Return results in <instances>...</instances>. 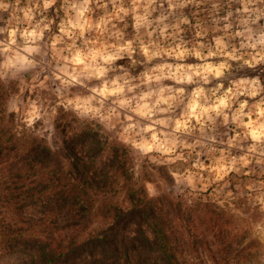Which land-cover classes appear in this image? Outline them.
Wrapping results in <instances>:
<instances>
[{
  "label": "clouds",
  "instance_id": "clouds-1",
  "mask_svg": "<svg viewBox=\"0 0 264 264\" xmlns=\"http://www.w3.org/2000/svg\"><path fill=\"white\" fill-rule=\"evenodd\" d=\"M77 157L107 181L86 226L50 186L32 233L13 193ZM117 229L143 247H87ZM0 264H264V0H0Z\"/></svg>",
  "mask_w": 264,
  "mask_h": 264
},
{
  "label": "trees",
  "instance_id": "trees-1",
  "mask_svg": "<svg viewBox=\"0 0 264 264\" xmlns=\"http://www.w3.org/2000/svg\"><path fill=\"white\" fill-rule=\"evenodd\" d=\"M45 168L49 165H57V161L54 156L47 154L43 156L41 160L37 161ZM79 171L70 170L67 173H60L57 175V170L53 169L51 174L45 180H40L34 187L25 190L26 201L33 196L36 192H43L50 186L58 188L52 195L48 197V204L45 205L46 209L59 211L64 215L66 219V225H80L88 222L89 211L91 208L92 200L88 193L91 191L93 194L102 192L107 186V181L104 177H98L96 174L89 176V166L84 164L82 160H79ZM97 177H96V176ZM23 181L27 178L22 177ZM83 201V202H82ZM54 221H52L53 223ZM39 221V225H40ZM17 242H23L27 245L34 243L38 245L41 242L38 239L21 240L17 239ZM51 242V241H50Z\"/></svg>",
  "mask_w": 264,
  "mask_h": 264
},
{
  "label": "rangeland",
  "instance_id": "rangeland-1",
  "mask_svg": "<svg viewBox=\"0 0 264 264\" xmlns=\"http://www.w3.org/2000/svg\"><path fill=\"white\" fill-rule=\"evenodd\" d=\"M65 143H66V147L68 149V151L65 154L68 156H75V144L74 143H68V142H65ZM47 154H49L47 152V150L41 148L39 145H36L30 152V156H31L32 160H34V161L41 160V158L43 156H46ZM79 160H81V159L79 157H77L75 160L72 161V167L70 170L73 169L76 172L79 171V165H78ZM22 177L23 176H21L19 173L15 174L12 177L14 187L18 190L24 189V183H23ZM104 180L106 181L105 178H104ZM17 181H19V182L17 183ZM25 190H28V188L24 189L23 192H21V191L14 192L13 195L15 197V200L11 201V202H14L17 214L19 215L20 219H22V220L26 219L28 224H29V227L32 229V233H36L38 231L39 220L27 218V217H25V214H24V208H25V202H26ZM20 197H23V199H21ZM137 214L141 215V217L143 218L142 212L133 213L131 215H137ZM121 223H126L124 218H121V220L118 221V225ZM53 224H55V221L53 222ZM85 224H87V223H85ZM57 227L67 228L69 226L64 224V225H57ZM117 232H118V229L113 230V231L105 234L102 239H96V240L89 242L87 247L93 251L97 248L104 249L106 252V256H111L112 258H114L117 261L119 260L120 256L122 255V252H129L131 249L143 247L144 241H142L140 239H136L134 241L128 242V244L122 245L121 241H119L117 238ZM17 243H21V242H17ZM29 245H34V243H29Z\"/></svg>",
  "mask_w": 264,
  "mask_h": 264
}]
</instances>
